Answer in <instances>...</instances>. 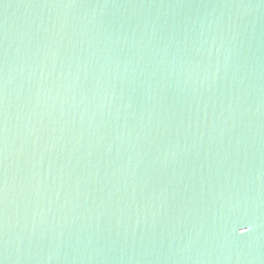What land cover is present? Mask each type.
I'll return each instance as SVG.
<instances>
[{
    "label": "water",
    "instance_id": "95a60500",
    "mask_svg": "<svg viewBox=\"0 0 264 264\" xmlns=\"http://www.w3.org/2000/svg\"><path fill=\"white\" fill-rule=\"evenodd\" d=\"M0 264H264V0H0Z\"/></svg>",
    "mask_w": 264,
    "mask_h": 264
}]
</instances>
